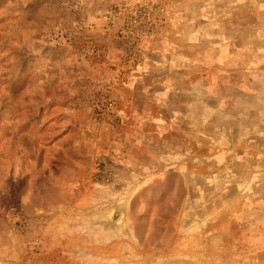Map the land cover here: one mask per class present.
I'll return each mask as SVG.
<instances>
[{"label": "rangeland", "instance_id": "obj_1", "mask_svg": "<svg viewBox=\"0 0 264 264\" xmlns=\"http://www.w3.org/2000/svg\"><path fill=\"white\" fill-rule=\"evenodd\" d=\"M146 1L0 0V264H264V0Z\"/></svg>", "mask_w": 264, "mask_h": 264}, {"label": "crops", "instance_id": "obj_2", "mask_svg": "<svg viewBox=\"0 0 264 264\" xmlns=\"http://www.w3.org/2000/svg\"><path fill=\"white\" fill-rule=\"evenodd\" d=\"M167 30V29H166ZM168 32V31H167ZM165 32V33H167ZM165 34H162V37H165ZM163 39V38H162ZM170 38L168 37V40ZM167 42L169 41H160L158 42L160 45L156 47H152V43L149 41L143 42L142 44L147 48L144 53V57L142 58V64L140 65V72L141 73V81L138 82L136 80L134 83V88L138 87L140 85L141 88H143L144 84V78L147 77V75L155 78V80L158 82V85H161V82H167L170 81H179L180 78H184V73H186L184 69V54H180V51L178 47L173 45H168ZM147 52V53H146ZM177 58H183L181 62V70L180 72L176 69L177 67H174L173 64L178 62ZM183 71V72H182ZM181 73V74H180ZM145 75V76H144Z\"/></svg>", "mask_w": 264, "mask_h": 264}, {"label": "built area", "instance_id": "obj_3", "mask_svg": "<svg viewBox=\"0 0 264 264\" xmlns=\"http://www.w3.org/2000/svg\"><path fill=\"white\" fill-rule=\"evenodd\" d=\"M145 3L138 12L131 13L128 19L131 25L141 32L143 38H149L160 26L167 12L156 2L147 0Z\"/></svg>", "mask_w": 264, "mask_h": 264}]
</instances>
